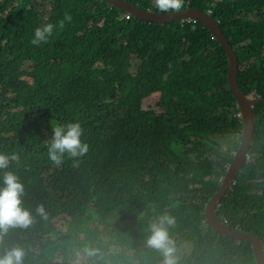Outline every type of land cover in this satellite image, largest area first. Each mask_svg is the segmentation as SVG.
<instances>
[{
  "label": "trees",
  "instance_id": "trees-1",
  "mask_svg": "<svg viewBox=\"0 0 264 264\" xmlns=\"http://www.w3.org/2000/svg\"><path fill=\"white\" fill-rule=\"evenodd\" d=\"M126 1L161 13L154 0ZM185 9L211 11L237 55L241 91L264 98V0H185ZM48 23L53 35L33 45ZM228 73L225 47L199 21L147 22L105 0H0V153L19 156L8 170L25 185L24 207L48 213L10 229L0 255L21 247L24 264H73L87 246L102 249L81 264H161L145 238L167 212L176 245H192L179 264H258L251 241L219 236L205 217L243 130ZM253 111L250 160L216 214L264 241V103ZM67 122L81 123L89 151L56 167L47 142Z\"/></svg>",
  "mask_w": 264,
  "mask_h": 264
},
{
  "label": "clouds",
  "instance_id": "clouds-1",
  "mask_svg": "<svg viewBox=\"0 0 264 264\" xmlns=\"http://www.w3.org/2000/svg\"><path fill=\"white\" fill-rule=\"evenodd\" d=\"M154 7L161 13H179L181 9L185 7V0H154ZM208 13L211 15V11ZM128 16L132 15L128 14ZM71 19V15L66 13L64 19L59 21V28L63 29L65 21L70 22ZM56 27L57 25L52 23L37 27L31 43L33 45L47 43ZM251 98L262 97L252 96ZM238 114H240V112L237 113V117ZM238 118L242 121V117ZM53 132V138L47 142V155L50 162L54 166L60 167L64 164L66 159H71L74 165H78L79 158L85 156L89 151V144L82 139L84 128L81 123L67 122L62 125H55L53 127ZM18 159L19 156L14 152L10 154L0 153V170H4L3 186H0V244L4 242L10 229H27L31 227L35 222L36 215L42 219L48 218L47 210L43 204L37 205L35 209L36 215H33L31 209L24 207V197L26 195L25 185L19 176L8 170L12 162L18 161ZM249 160L250 158L248 159L247 157V162ZM218 209L219 203L216 204V211ZM175 224L176 218L174 216L167 212L162 213L150 224L149 234L145 238L147 247L160 252L163 257L161 264H179V257L176 254V242L170 234V229L174 227ZM223 224L227 225L226 223ZM57 225L58 223L56 227ZM103 239L107 242L108 237L105 236ZM97 254L98 250H96V248L94 249L86 246L81 253H77V259L73 264H81V258L83 256L91 258ZM25 256L26 252L23 248L12 247L7 249L3 255H0V264H24Z\"/></svg>",
  "mask_w": 264,
  "mask_h": 264
},
{
  "label": "water",
  "instance_id": "water-1",
  "mask_svg": "<svg viewBox=\"0 0 264 264\" xmlns=\"http://www.w3.org/2000/svg\"><path fill=\"white\" fill-rule=\"evenodd\" d=\"M111 6L125 11L129 15L139 18L147 22H154L159 24H167L175 21H182L184 19H193L204 24L211 34L219 41V43L225 47L229 56V86L230 90L237 101V106L242 117L243 130L241 141L237 149L233 153L232 161L227 167L225 177L220 185L219 190L207 203L205 209L206 221L219 236L234 238L239 241L249 240L252 242L255 255L258 264H264V241L256 234L232 229L231 227L223 224L216 214V204L220 200L227 196L228 192L237 183V179L240 173L244 170V166L247 163V157L249 155L251 146L253 144V138L256 131V115L254 107L260 103H264V98H251L243 94L238 83V59L235 50L231 46L230 38L221 29L219 22L213 17L203 12L200 9H185L179 13L163 14L156 13L154 11H145L142 8L135 6L126 0H105Z\"/></svg>",
  "mask_w": 264,
  "mask_h": 264
},
{
  "label": "rangeland",
  "instance_id": "rangeland-1",
  "mask_svg": "<svg viewBox=\"0 0 264 264\" xmlns=\"http://www.w3.org/2000/svg\"><path fill=\"white\" fill-rule=\"evenodd\" d=\"M23 80V79H22ZM159 100V96H154L153 98L149 99V103L152 104V105H155L156 102H158ZM264 216V215H262ZM256 218H259V216H255ZM261 217V216H260ZM63 223L59 222L58 225H57V228L58 229H61V227L63 228ZM105 229L104 227L99 231V232H103L102 230ZM65 230V229H64ZM90 244V243H89ZM177 247V256L180 258L183 254H188L189 252H191L192 250V245L191 244H187V243H181V244H178L176 245ZM101 247L99 248H96V250H98V253L101 251ZM122 258H126L127 256L125 255V253L122 252L121 254ZM120 256V257H121ZM123 264H128L127 261H125V263ZM135 264H141L139 260H136V263Z\"/></svg>",
  "mask_w": 264,
  "mask_h": 264
},
{
  "label": "built area",
  "instance_id": "built-area-1",
  "mask_svg": "<svg viewBox=\"0 0 264 264\" xmlns=\"http://www.w3.org/2000/svg\"><path fill=\"white\" fill-rule=\"evenodd\" d=\"M238 117H241V114H238ZM250 158V155H248V159Z\"/></svg>",
  "mask_w": 264,
  "mask_h": 264
},
{
  "label": "bare ground",
  "instance_id": "bare-ground-1",
  "mask_svg": "<svg viewBox=\"0 0 264 264\" xmlns=\"http://www.w3.org/2000/svg\"><path fill=\"white\" fill-rule=\"evenodd\" d=\"M206 13H208V12H206ZM209 14V13H208ZM186 20H193V19H186Z\"/></svg>",
  "mask_w": 264,
  "mask_h": 264
}]
</instances>
